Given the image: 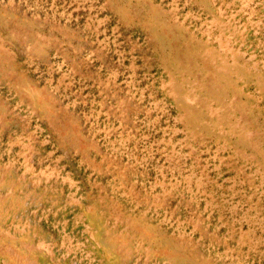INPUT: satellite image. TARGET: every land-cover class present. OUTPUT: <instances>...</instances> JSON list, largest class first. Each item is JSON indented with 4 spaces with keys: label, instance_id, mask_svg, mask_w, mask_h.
Listing matches in <instances>:
<instances>
[{
    "label": "rangeland",
    "instance_id": "374dc122",
    "mask_svg": "<svg viewBox=\"0 0 264 264\" xmlns=\"http://www.w3.org/2000/svg\"><path fill=\"white\" fill-rule=\"evenodd\" d=\"M0 264H264V0H0Z\"/></svg>",
    "mask_w": 264,
    "mask_h": 264
}]
</instances>
